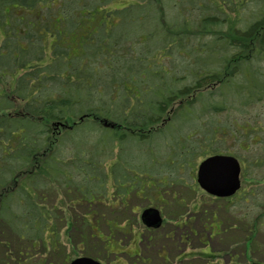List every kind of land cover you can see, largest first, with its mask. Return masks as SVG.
I'll return each mask as SVG.
<instances>
[{
	"label": "trees",
	"instance_id": "16d2710c",
	"mask_svg": "<svg viewBox=\"0 0 264 264\" xmlns=\"http://www.w3.org/2000/svg\"><path fill=\"white\" fill-rule=\"evenodd\" d=\"M0 27L1 249L43 241L58 190L106 223L142 142L175 177L264 141L246 121L264 101V0H0Z\"/></svg>",
	"mask_w": 264,
	"mask_h": 264
},
{
	"label": "rangeland",
	"instance_id": "374dc122",
	"mask_svg": "<svg viewBox=\"0 0 264 264\" xmlns=\"http://www.w3.org/2000/svg\"><path fill=\"white\" fill-rule=\"evenodd\" d=\"M1 27L0 41L3 33ZM230 118L242 119L241 116L237 115ZM246 121L250 126L262 125L264 129V101L260 102L250 112ZM187 130L181 128L180 125L179 131L175 134L176 139L183 137L188 140L190 134L189 131L185 133ZM214 131L218 137L224 133L220 129ZM157 137L162 140L161 136ZM197 138L199 139L201 136H197ZM255 140L258 141L259 138L256 137ZM146 143V141L142 142L143 154L139 158L136 168H132L129 182L118 184L123 193L117 195L122 200H126L127 195L134 192L140 203L150 202L153 204L155 202L158 205L156 209H162L166 221L161 229L155 231L154 238L150 234L151 232L143 231L138 219L139 210L135 216L130 218V222L134 224L132 225L133 230L144 235L143 243L139 248L142 258L148 259V264H252L255 260L264 263V141L257 145L253 142V146L250 148H247V142L243 151L239 150V144H234L232 141L218 145L222 154L231 155L244 165L240 198L227 202L211 200L199 190L197 185L196 188L194 182L196 167L202 160H198L199 158L194 160L197 163L196 167H194V162L186 164L192 168L191 171H182L175 176L182 180L181 183L166 185L168 172L163 171L162 168H174V160L170 159L166 163L160 162L164 159L162 156L164 149H158L160 153L156 152L153 145L147 150L146 145L148 143ZM168 143L171 145V141ZM125 153L127 152L125 151ZM119 164L121 167H125L124 162ZM165 185L168 187V194L163 198L167 200H161L159 195L164 194ZM145 191L150 193L146 195ZM58 192L59 195H53L56 202H43L45 211L56 215V220L49 229L50 232L52 228H55L54 233L58 234V244L54 245V249L49 246V243H54V241H50L45 235L47 241L44 245L39 244L31 252H26L21 250L23 245L17 243V239L9 233L5 238L14 247L10 250L7 247L5 249L0 248V264H23L24 260V264L26 262L32 264L33 262L34 264H68L78 255L79 244L83 238H86L84 244L86 248H88L89 242H92L95 248L94 252L101 256L103 264H117L114 262L115 256L107 254L104 248H109V252L118 250L117 243L109 238L106 240L109 235L107 222H101L98 226L91 220V217H88V223L97 226V235L100 236V240L104 238L103 243L106 246L98 238H91V241L87 242L91 234V226L82 224L85 221L82 217L86 215V211L81 208L83 211L81 213L79 208L83 204L76 200L69 203L64 200L59 190ZM111 195H114L113 191ZM129 204L137 206L138 202L136 198H133ZM132 212L135 211L132 210ZM99 214L104 216V220H108L109 215L104 209H100ZM115 218L120 221L119 224H123L124 221H121L119 215ZM175 225L180 226V229L174 228ZM183 225L189 228L184 230ZM169 231L171 240L164 239ZM112 233H114L112 237L116 241L120 239L121 242H125L128 239L126 236L123 238L122 235L118 234L117 230L112 229ZM132 237L134 241H137L135 234H132ZM87 251L89 250L87 249ZM126 254H129L133 260L134 254ZM134 261L137 262L136 259ZM119 264L131 263L123 258Z\"/></svg>",
	"mask_w": 264,
	"mask_h": 264
},
{
	"label": "water",
	"instance_id": "95a60500",
	"mask_svg": "<svg viewBox=\"0 0 264 264\" xmlns=\"http://www.w3.org/2000/svg\"><path fill=\"white\" fill-rule=\"evenodd\" d=\"M240 167L238 161L231 156L215 155L203 160L197 167L196 182L201 190L207 194L226 198L232 196L240 187ZM142 221L147 227L157 228L161 224L158 211L146 210L142 213ZM71 264H98L82 258Z\"/></svg>",
	"mask_w": 264,
	"mask_h": 264
},
{
	"label": "flooded vegetation",
	"instance_id": "af4514ba",
	"mask_svg": "<svg viewBox=\"0 0 264 264\" xmlns=\"http://www.w3.org/2000/svg\"><path fill=\"white\" fill-rule=\"evenodd\" d=\"M140 206H141V207H140L141 210H142V209H143V210L146 209L145 206H144L143 204H141ZM149 208H151V207H149ZM143 210H142V211H143ZM146 230H149V229H146ZM143 231H144V230H143ZM149 232H150V231H147V233H149ZM169 233H170V231H169ZM169 233H168V234H169ZM167 236H168V235H166V237H167ZM148 238H150V236H148ZM140 241H141V239H138V240H137V243H140ZM127 250L129 251V247H127ZM132 250H133V249H131V251H132Z\"/></svg>",
	"mask_w": 264,
	"mask_h": 264
}]
</instances>
